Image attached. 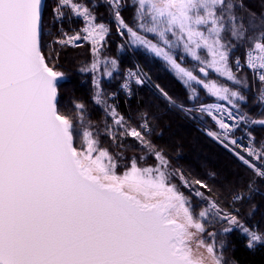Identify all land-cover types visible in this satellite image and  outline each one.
Returning <instances> with one entry per match:
<instances>
[{"label":"snow or ice","instance_id":"1","mask_svg":"<svg viewBox=\"0 0 264 264\" xmlns=\"http://www.w3.org/2000/svg\"><path fill=\"white\" fill-rule=\"evenodd\" d=\"M47 11V0H0V264H235L233 232L264 246L240 207L264 181L252 133L264 128V14L244 0H55L49 23ZM113 30L119 51L143 50L174 74L183 98L156 84L159 98L213 122L206 135L253 174L245 188L189 180L152 142L154 117L120 111V93L131 99L150 77L138 66L121 75ZM85 45L78 71L100 121L82 100L61 103V55ZM114 78L119 91L106 92ZM129 139L141 155H125Z\"/></svg>","mask_w":264,"mask_h":264},{"label":"trees","instance_id":"2","mask_svg":"<svg viewBox=\"0 0 264 264\" xmlns=\"http://www.w3.org/2000/svg\"><path fill=\"white\" fill-rule=\"evenodd\" d=\"M48 11L46 23L50 22L51 9L54 0H47ZM247 10L257 14V19L264 14V0H244ZM103 13L104 9L101 8ZM127 15V14H126ZM248 15L247 11L244 13ZM107 20L105 15L102 17ZM56 33L52 27V36ZM114 33V30H113ZM52 37H46V43ZM121 43L119 36L112 35L108 54L120 60L121 75L128 69H133L139 64L150 77L149 86H133V95L127 99L120 93L119 108L126 117L136 121L137 113L147 112L154 117L152 123V142L170 159L173 168L182 169L192 179H201L211 185L217 192H224L229 187L245 188L252 178V172L243 167L232 155L227 153L215 142L208 138L195 126L193 122L174 109H169L159 98L155 85L159 84L171 95L182 99L184 90L174 74L167 69L165 64L149 55L143 50L119 51L117 45ZM90 59L87 45L82 48H69L60 58V70L66 74V80L61 82L60 94L62 105L67 106L72 99L82 100L86 103L88 112L93 121L102 119L101 110L92 101V83L88 74L78 71L80 65ZM120 78H114L104 82L107 92L118 91ZM253 111H255L253 109ZM210 125L208 119L200 120ZM257 142L264 140V128L258 127L254 131ZM103 146L111 148V142L105 139ZM114 150V149H113ZM141 153L134 146L127 148L125 155L132 157ZM151 158L147 162H151ZM153 163V161L151 162ZM215 175L212 176L211 174ZM257 191L252 193L251 199L244 201L241 207V215L246 223H258L264 227V181L257 182ZM255 206L254 214L249 218L252 206ZM229 250L227 255L235 264H264V246L250 250L246 247L245 239L239 232H233L228 238Z\"/></svg>","mask_w":264,"mask_h":264},{"label":"rangeland","instance_id":"3","mask_svg":"<svg viewBox=\"0 0 264 264\" xmlns=\"http://www.w3.org/2000/svg\"><path fill=\"white\" fill-rule=\"evenodd\" d=\"M55 1V0H54ZM55 3V2H54ZM57 33H55L54 34V36L56 35ZM112 35H115V31H114V33L112 34ZM53 36V37H54ZM60 63H59V65H58V68H59V70H60ZM137 66L139 67V69L140 70H142L143 72H144V70L142 69V67L139 65V64H136L135 66H134V68L133 69H136L137 68ZM145 73V72H144ZM149 83L150 82H148V83H146L145 84V86L147 87V86H149ZM134 86V85H133ZM118 91H119V89H118ZM107 92V91H106ZM109 93H111V92H109ZM121 94H123V93H121ZM120 96V95H119ZM119 96H118V104H119ZM125 96V95H124ZM126 97V96H125ZM127 98V97H126ZM128 99V98H127ZM124 114V113H123ZM125 115V114H124ZM126 116V115H125ZM188 119V118H187ZM188 120H190L191 122H193L194 124H195V126L197 127V129H199L207 138H208V140H210V141H212L207 135H206V131H205V129H208V128H210V125H206V124H204V123H202L200 120H192V119H188ZM125 144H126V146H127V148L128 147H130V146H134L135 148H137L138 149V145L136 144V142L134 141V140H131V139H129V140H126L125 141ZM141 155V154H140ZM134 156H139V155H133L132 157H134ZM152 162V161H151ZM151 162H147L148 164H151ZM180 170H182V169H180ZM183 171V170H182ZM184 172V171H183ZM184 174H185V176L186 177H188V179L189 180H193L191 177H189V175H187L185 172H184ZM177 183H178V181H177ZM250 225H259V227H260V229L261 230H264V227H261L260 226V224H259V222L257 223H252V224H250ZM240 236L243 238V239H245L246 240V238L242 235V234H240ZM259 247H262V246H257V247H255L254 249H259ZM249 249V248H248ZM254 249H250V250H254Z\"/></svg>","mask_w":264,"mask_h":264},{"label":"built area","instance_id":"4","mask_svg":"<svg viewBox=\"0 0 264 264\" xmlns=\"http://www.w3.org/2000/svg\"><path fill=\"white\" fill-rule=\"evenodd\" d=\"M193 120V119H192ZM209 120V122H210V128H212L213 130H215V125L213 124V122L210 120V119H208ZM256 128H258V127H254V128H252V133H253V135H254V131L256 130ZM208 136V135H207ZM255 136V135H254ZM209 137V136H208ZM213 142H215L219 147H221L223 150H225L227 153H229L230 155H232L228 150H226L221 144H219L217 141H215V140H213L211 137H209ZM255 138H256V136H255ZM256 141H257V139H256ZM258 143V142H257ZM260 143H264V140L263 141H261ZM232 157H234L233 155H232ZM239 162V161H238Z\"/></svg>","mask_w":264,"mask_h":264}]
</instances>
